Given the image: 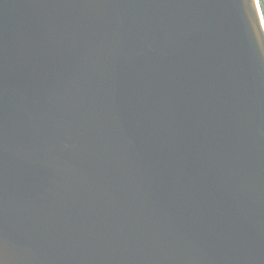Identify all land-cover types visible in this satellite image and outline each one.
<instances>
[{
  "label": "water",
  "instance_id": "water-1",
  "mask_svg": "<svg viewBox=\"0 0 264 264\" xmlns=\"http://www.w3.org/2000/svg\"><path fill=\"white\" fill-rule=\"evenodd\" d=\"M0 264H264L259 0H0Z\"/></svg>",
  "mask_w": 264,
  "mask_h": 264
},
{
  "label": "trees",
  "instance_id": "trees-1",
  "mask_svg": "<svg viewBox=\"0 0 264 264\" xmlns=\"http://www.w3.org/2000/svg\"><path fill=\"white\" fill-rule=\"evenodd\" d=\"M259 3L264 17V0H259Z\"/></svg>",
  "mask_w": 264,
  "mask_h": 264
}]
</instances>
